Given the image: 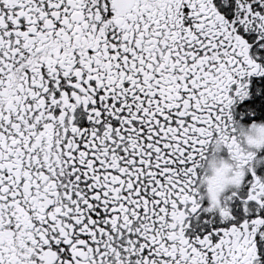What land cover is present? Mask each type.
<instances>
[{"label":"snow or ice","instance_id":"snow-or-ice-1","mask_svg":"<svg viewBox=\"0 0 264 264\" xmlns=\"http://www.w3.org/2000/svg\"><path fill=\"white\" fill-rule=\"evenodd\" d=\"M0 264H264V0H0Z\"/></svg>","mask_w":264,"mask_h":264}]
</instances>
